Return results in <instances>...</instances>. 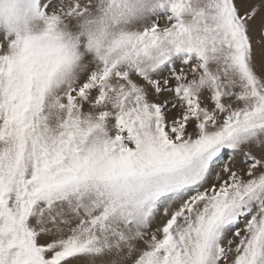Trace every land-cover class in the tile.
I'll list each match as a JSON object with an SVG mask.
<instances>
[{
	"label": "snow or ice",
	"instance_id": "obj_1",
	"mask_svg": "<svg viewBox=\"0 0 264 264\" xmlns=\"http://www.w3.org/2000/svg\"><path fill=\"white\" fill-rule=\"evenodd\" d=\"M0 264H264V0H0Z\"/></svg>",
	"mask_w": 264,
	"mask_h": 264
}]
</instances>
